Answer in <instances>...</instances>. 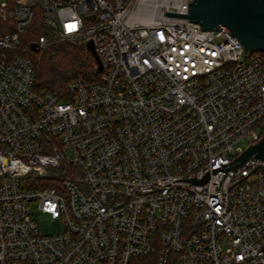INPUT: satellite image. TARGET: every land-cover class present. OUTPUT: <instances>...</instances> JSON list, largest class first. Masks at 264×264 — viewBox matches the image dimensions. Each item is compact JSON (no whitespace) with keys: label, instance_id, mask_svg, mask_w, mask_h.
Instances as JSON below:
<instances>
[{"label":"built area","instance_id":"obj_1","mask_svg":"<svg viewBox=\"0 0 264 264\" xmlns=\"http://www.w3.org/2000/svg\"><path fill=\"white\" fill-rule=\"evenodd\" d=\"M194 1H0V264H264V159L211 173L264 137V53ZM89 42L96 80L38 89L31 52Z\"/></svg>","mask_w":264,"mask_h":264},{"label":"water","instance_id":"obj_2","mask_svg":"<svg viewBox=\"0 0 264 264\" xmlns=\"http://www.w3.org/2000/svg\"><path fill=\"white\" fill-rule=\"evenodd\" d=\"M177 16L199 24L203 31L226 32L231 37L237 38L249 52L264 53V0H195L193 3L186 2L185 15ZM86 48L96 60L98 69L101 70V62L93 43H87ZM31 49L38 52L37 44L32 43ZM251 158L264 159V137L233 163L221 164L211 173L215 174L217 171L227 173L229 170L241 167ZM211 173L209 171L200 180L182 181L205 184Z\"/></svg>","mask_w":264,"mask_h":264},{"label":"trees","instance_id":"obj_3","mask_svg":"<svg viewBox=\"0 0 264 264\" xmlns=\"http://www.w3.org/2000/svg\"><path fill=\"white\" fill-rule=\"evenodd\" d=\"M2 24L0 21V35L4 29ZM45 34L42 13L39 18L36 17L32 30L25 35L24 43L27 45ZM29 55L37 70L38 89H46L61 96L75 78L83 76L94 81L98 77L96 60L85 45L57 43L43 52H31Z\"/></svg>","mask_w":264,"mask_h":264},{"label":"rangeland","instance_id":"obj_4","mask_svg":"<svg viewBox=\"0 0 264 264\" xmlns=\"http://www.w3.org/2000/svg\"><path fill=\"white\" fill-rule=\"evenodd\" d=\"M36 5H37L36 17L39 18V16L42 15V12H41V8H39V5L38 4ZM2 25L4 26L2 34L10 30L9 26L4 25V24ZM245 146L246 144L240 143L237 147L244 149ZM66 153L67 155L69 154V152H66ZM36 218L38 219V222L40 224V230H41L42 235L48 236V235H58L62 233L63 227H62V223L60 220H51L47 217L42 216L40 213H36Z\"/></svg>","mask_w":264,"mask_h":264}]
</instances>
